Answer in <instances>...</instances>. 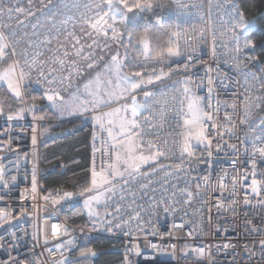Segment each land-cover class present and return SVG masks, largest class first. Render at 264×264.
<instances>
[{"label":"built area","instance_id":"2783aa9c","mask_svg":"<svg viewBox=\"0 0 264 264\" xmlns=\"http://www.w3.org/2000/svg\"><path fill=\"white\" fill-rule=\"evenodd\" d=\"M0 4L4 8L0 23L6 25L0 28V35L19 40L16 51L26 49L29 63L36 52L42 53L36 59L43 65L45 75L49 69L60 67L51 63L53 56L63 55L65 50L70 54L74 52L75 40L68 33H75L81 40L83 55L95 53L96 67L111 54L119 53L126 65L124 72L129 75L133 70L141 71L143 77L165 75L145 92L157 95L163 92L167 96L162 98L161 104L148 99L151 111L145 110L139 122L143 143L152 141L153 150L162 148L168 154L167 158L160 157L166 162L157 167L159 171L148 170L107 200L102 217L89 219L82 226L66 223L61 216L62 208L84 197L74 195L71 200L59 199L65 192L81 190L75 187L42 189L41 148L63 136L90 128L95 135L92 168L95 162L99 169L107 134L100 131L96 117L105 116L108 110L91 109L54 120L32 117L23 96L27 85L46 95L52 94L51 89L62 95L75 89L92 69L79 57L71 56L63 72L53 71L48 78L68 76L73 60L79 61L80 73L72 72L71 79L64 84H49L38 75L36 66L30 72L26 68L28 74L21 84L20 96L25 106L23 118L0 117V171L3 172L0 264H58L59 261L69 264L84 239L122 243V264H264L260 248L253 247L264 242V234L248 231L264 229V191L254 196L250 187L253 170L257 179L264 178V157L253 147V141L257 147H264L261 143L264 117L258 115L261 107L253 108L247 115L244 108L248 97L261 103L262 84L258 74L249 69L251 58L246 54L245 24L236 0H182L179 6L174 4L170 46L178 48L180 55L165 59H153L150 52L138 54L130 45L113 40L110 29L106 37L93 32L90 38L88 33L92 30L81 15L86 11L84 5L92 4L93 10L88 15L95 16L94 0H51L43 14L37 11L40 0H32V3L0 0ZM74 4L80 7H73ZM9 7L13 9L11 19ZM18 7L23 8L24 13L16 12ZM29 10L35 15H28ZM93 39L99 46L88 48ZM46 40L51 43H44ZM213 45H216L215 54ZM18 59L19 56L12 57V61ZM189 64L190 67H185ZM19 72L17 67V78ZM186 84L192 94L204 101L202 107L213 117L212 121H204L212 144L203 150L193 148L192 157L186 154L181 157L177 143L187 131L184 125L188 118L185 115L187 101L183 93ZM162 108L163 116L160 115ZM145 116L149 118L147 121L143 119ZM212 123L220 126L213 129ZM197 164L204 166L206 176L194 173ZM65 172L63 164H56L45 175ZM166 172L171 175L166 176ZM187 192L192 193L190 203L185 202ZM121 195L125 197L123 201ZM161 199L163 204L159 203ZM245 199L250 203L245 205ZM217 204L223 207L218 209ZM117 207L121 209L119 213ZM199 248L204 249L203 256L193 251ZM92 252L95 255H84L77 260L100 255L93 249L88 253Z\"/></svg>","mask_w":264,"mask_h":264},{"label":"snow or ice","instance_id":"6c2138e0","mask_svg":"<svg viewBox=\"0 0 264 264\" xmlns=\"http://www.w3.org/2000/svg\"><path fill=\"white\" fill-rule=\"evenodd\" d=\"M29 3H32V0H29ZM51 3V0H40V7L37 8V11L43 14V9L48 7V4ZM176 6H179L182 3V0H172ZM96 14L95 16H89L88 13L93 10L92 4L84 5L86 11L82 13L81 18L92 30L88 33L89 37L92 38L93 32L96 35H102L106 37L108 35V29L112 32V39L116 40L119 36V33L116 32L114 27L117 19V15L121 17V20L126 19L123 11L118 5H123L127 11H132L133 7H141L139 3L133 5L128 4V0H100L99 3H95ZM162 6V5H157ZM73 7L79 8V4H74ZM145 8L153 7L152 4H145ZM105 8L107 10H105ZM9 19L12 18L11 13L13 9L8 8ZM16 12L24 13L23 8H16ZM4 8L0 4V17L3 16ZM28 15H35L30 10L27 13ZM66 23V21H65ZM6 27L3 23H0V28ZM35 28L36 25H33ZM15 33H12V37H15ZM33 35H36L34 32ZM68 35L75 40L73 45L74 52L69 53L67 50L63 55H56L51 58V63L54 65H59V68L49 69L48 74L45 75V71L41 62H39L36 57L42 56L40 52H36L31 60V63L27 60V50L17 53L16 48L19 45L20 41L14 38L10 39L7 35H0V82L7 84L8 91L12 93L17 99L21 96V84L26 79L28 72L31 71L33 66L38 68V75L44 77L49 84H64L66 80H70L72 77V72H75L77 75L80 73V68L78 67L79 61L73 60L72 70L69 72L68 76L61 75L60 77L49 79L53 71L63 72L66 61L71 58V56L79 57L80 60H83L86 63L88 69H93L96 67V58L94 52H89L88 55H83L84 45H82L81 40L76 37L75 33H68ZM44 43H51L50 40L44 41ZM141 43L144 45V52H149L150 48L145 37ZM99 46L95 39H93L92 44H88V48H93V46ZM39 47V45H37ZM216 45H213V54H215ZM11 49V51H9ZM238 50V48H237ZM180 55L178 48L168 47L165 50L158 48L151 58L153 59H165L167 57L178 56ZM13 56H19V59L12 61ZM100 60H103V56L99 57ZM20 60H23V64H20ZM124 61L121 60L119 53L111 54L110 62L105 65V70L108 73H111L115 77V82L112 79L105 77L104 73H97L94 79L89 80L84 85V92L86 97H91V99H85L80 101L79 104L73 106L72 111L74 113L83 114L89 110L90 106L93 110L98 109L100 105L110 102L112 99L120 97L122 98L126 94L134 92L140 85L143 83V73L139 70H133L131 74L125 73L121 75L123 68L125 67ZM20 68L19 78L16 76V68ZM128 67H132L128 65ZM185 67H190L185 65ZM28 72H26V69ZM160 76H156V79H160ZM151 82V80L149 81ZM264 87V85H262ZM52 94L47 95V100L53 104V107L58 109H63V105H57L56 100L61 99L59 92L55 89L50 90ZM211 92V89H209ZM187 101V112L185 113L187 118L184 120V125L187 131L182 134V140L177 142L180 155L184 157L185 154L188 157L194 155L193 144L195 141L197 144H206L210 146L212 144V139L210 138L211 133L205 127L204 121H212L213 117L205 112L202 107L204 101L191 93V89L185 85L183 89ZM146 100L151 99L156 104L162 103V98L166 97V93L154 94L150 92L144 93ZM107 98V99H105ZM79 100V97H76ZM166 103V100L163 101ZM183 103V101L181 102ZM264 106V103H257L256 100L248 97L244 101L245 113L251 114L253 108H260ZM235 108V105H232ZM148 110L151 111V105L148 103H140L135 99L131 101L130 106L125 105L122 109L110 112L107 116H98L96 117V123L101 132H106L107 140L104 141V147L101 148L102 153V162L99 169L96 168L95 162H93V168L91 172L90 183L86 184L78 193L65 192L63 195L59 196V199H73L74 195L80 197H85V206L89 208L90 214H95L92 208L93 204H101L112 199L116 195L118 190L123 189V187L130 182H136L139 178L145 175L144 168L145 166H153L154 171H159L160 168L155 167L158 164L159 158H167L168 154L162 148H155L152 141H148L145 145L143 143V131L140 124V118L142 117V112ZM183 112V108L181 109ZM3 113V107L0 105V114ZM163 108L161 109L160 115L163 116ZM23 116L17 115L15 119H22ZM37 118V117H34ZM42 118V117H39ZM7 119H14L13 116L9 115ZM105 119L107 124H105ZM147 121L148 117H143ZM226 119H229L226 117ZM264 123V121H262ZM220 125L217 123H212L211 127L217 129ZM254 131V129H252ZM35 131V129H33ZM264 132V129H262ZM95 139V137H94ZM33 143H35V137H33ZM166 143V142H165ZM261 143H264V139L261 140ZM253 147L255 152H258L261 157H264V147H257L255 141H253ZM211 155V152H209ZM255 154V153H254ZM183 160L181 161V163ZM176 167H180L177 165ZM255 165L253 164V169ZM152 173H149L151 175ZM166 176L171 175V173H165ZM251 192L254 196H259L264 191V178L257 179V173L255 170L251 173ZM248 179L247 174L245 175V180ZM3 182V172L0 171V183ZM199 187V186H198ZM221 188L224 187L223 184L220 185ZM33 188H35V179L33 178ZM186 203L191 202L192 193L187 192ZM132 195H135L134 193ZM124 196H120V200H124ZM47 200L48 197H45ZM58 202V201H54ZM159 203L163 204L164 200L161 199ZM235 203V201H233ZM245 205L249 204L250 201L245 199L243 201ZM107 206V205H106ZM216 207L219 209L223 207L222 204H217ZM121 209L116 208V212L119 213ZM168 209H165L167 212ZM119 226V225H118ZM249 234L255 232L257 234H264V229H252L248 230ZM69 244L72 242L69 241ZM228 247V245H224ZM247 250V245H244ZM253 247H259L261 250V255L264 256V242L259 245H253ZM199 256L204 255V249H193ZM95 255L92 253H84V255ZM58 264H64V261H59Z\"/></svg>","mask_w":264,"mask_h":264},{"label":"trees","instance_id":"16d2710c","mask_svg":"<svg viewBox=\"0 0 264 264\" xmlns=\"http://www.w3.org/2000/svg\"><path fill=\"white\" fill-rule=\"evenodd\" d=\"M236 2L245 24L246 54L251 58L249 69L258 74L261 84L264 85V0H236ZM135 3H139L141 7H133L132 11H127L123 5H118L126 19L121 20L120 16L117 15L114 25L116 32L119 33L117 41L130 45L138 54H144V45L141 41L146 37L150 54H154L158 48L164 49L166 54V49L171 47L170 39L174 31V3L172 0H128L129 5ZM145 4H152L153 7L145 8ZM107 62H110V58H107L99 67L88 72L87 76L100 70ZM23 96L25 106L32 117H44L50 120L59 117V113L48 102L46 94L37 92L27 85ZM260 99L261 103H264V87L261 88ZM0 105L3 107V113L0 114V117L11 115L15 118L23 111L22 100L14 97L4 87L0 88ZM258 115L264 117V106L260 108ZM94 137L93 131L90 128H85L78 133L51 141L41 148L40 167L43 190L50 187L82 189L90 183ZM196 150L203 149L198 148ZM165 162L160 159L156 167ZM56 164H63L66 172L63 175H45ZM194 173L202 176L207 175L202 164H197L194 167ZM78 200L80 199L68 202L61 210L63 220L74 226H82L89 220L79 204H76ZM91 249L100 252V255L96 258L77 260ZM122 250L123 244L120 242L84 239L80 249L72 256L69 264H122Z\"/></svg>","mask_w":264,"mask_h":264},{"label":"rangeland","instance_id":"374dc122","mask_svg":"<svg viewBox=\"0 0 264 264\" xmlns=\"http://www.w3.org/2000/svg\"><path fill=\"white\" fill-rule=\"evenodd\" d=\"M120 19H121V17H120ZM107 63H109V62H107ZM107 63H105V64L103 65V67H102L100 70H97L96 72H94V73L91 74V75H88V76H87V73H86V75H85V76L83 77V79H82L83 82H81V85H80L79 87L77 86L78 88L69 91V92H71V93H70L68 96L65 95V96H64V100H63L62 102L55 101V103H56L57 105H63V106H64L63 109H58V108H56V107H53V104H52L51 102L48 101V102L50 103V105L54 108V110H55L57 113H59V114H67V115H68V114H70V115H71V114H78V113H74V112L72 111L73 106L79 104L80 101H83V100H85L86 98H87V99H91V97H86V94H85V92H84V85H85L89 80L94 79L95 76L97 75V73H101V72H102V73H104L105 77H107L108 79H112L113 82H115V77H114L111 73H108V72L105 70V65H106ZM124 74H125V72H123V70H122L121 75H124ZM84 79H85V80H84ZM150 80H151V82H149ZM157 82H159V79H156V77H146V78L143 77V83H142V84L140 85V87L137 88L134 92H131V93H129V94H126V95L123 96L122 98H120V97L114 98V99H112L110 102L100 105V107H99L98 109L104 108V106H105V108H106V106H112V105L117 104L118 102H120V103L117 104V105H119V109H118V110H120V109H122L125 105H129V106H130L131 101H132L133 99H135L137 102H141V101L144 99V97H145V95H144L145 92L143 91V89H144L146 86H149V85H151V84H156ZM1 87H4V88L8 89V88H7V84H4V83H2V82H0V88H1ZM11 94H12V93H11ZM46 97H47V95H46ZM76 97H79V100H77ZM19 99H20V98H19ZM105 99H107V98H105ZM88 107H89V110L92 109L90 106H88ZM24 108H25V106H24V104H23V111H22V113L20 114L21 116L24 115ZM89 110H88V111H89ZM29 113H30V112H29ZM188 118H190V117H188ZM192 144H193V148H204V147H206V144H197L195 141H193ZM160 159H161V158H159V160H160ZM158 162H159V161H158ZM157 165H158V164H157ZM157 165H156V166H157ZM156 166H155V167H156ZM152 168H153V166H145V168H144V172H145L146 170H148V169H152ZM84 201H85V197L82 198V199H80V200H78V201L76 202V204H79V206L81 207L82 211L84 212L85 216H86L88 219H96V218H100V217L103 216V214H104V208H105V203H104V202H102V203L99 204V205H97V204H93V205H92V208H93V211H94L95 214H90V213H89V208L85 206V202H84Z\"/></svg>","mask_w":264,"mask_h":264},{"label":"crops","instance_id":"0c3cea01","mask_svg":"<svg viewBox=\"0 0 264 264\" xmlns=\"http://www.w3.org/2000/svg\"><path fill=\"white\" fill-rule=\"evenodd\" d=\"M146 53V52H145ZM110 58V57H109ZM123 72H124V69H123ZM161 78L159 79V80H161V79H163L164 77H165V75H163V74H161V75H159ZM145 78V77H144ZM81 82H83V81H81ZM81 82L79 83V85H78V87L81 85ZM155 84H151V85H149V86H146L144 89H143V91L145 92L147 89H149L151 86H154ZM77 87V88H78ZM71 91V90H70ZM71 92H68V93H66V94H64V96L65 95H69ZM64 96H61V99H59V100H56V101H58V102H62L63 100H64ZM118 103H120V102H118ZM117 103V104H118ZM140 103H147V100H146V98L144 97V99L140 102ZM117 104H114V105H112V106H106V108H105V106H104V108H101V109H105V110H108L106 113H105V116H107V114L108 113H110V112H113V111H116V110H118L119 109V106H117ZM144 112V111H143ZM143 112H142V114H143ZM74 115H78V114H59V116L60 117H70V116H74ZM189 117V116H188ZM105 124H107V120L105 119ZM108 139V138H107ZM206 147H204V148H199V149H205ZM194 149H198V148H194Z\"/></svg>","mask_w":264,"mask_h":264},{"label":"water","instance_id":"95a60500","mask_svg":"<svg viewBox=\"0 0 264 264\" xmlns=\"http://www.w3.org/2000/svg\"><path fill=\"white\" fill-rule=\"evenodd\" d=\"M263 17H264V13H263Z\"/></svg>","mask_w":264,"mask_h":264}]
</instances>
